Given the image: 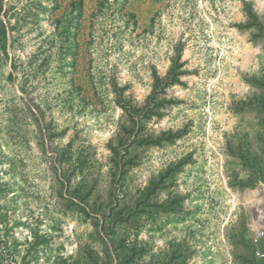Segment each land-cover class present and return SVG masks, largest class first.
Listing matches in <instances>:
<instances>
[{"label": "rangeland", "instance_id": "obj_1", "mask_svg": "<svg viewBox=\"0 0 264 264\" xmlns=\"http://www.w3.org/2000/svg\"><path fill=\"white\" fill-rule=\"evenodd\" d=\"M0 23V264H264V0H2Z\"/></svg>", "mask_w": 264, "mask_h": 264}, {"label": "trees", "instance_id": "obj_2", "mask_svg": "<svg viewBox=\"0 0 264 264\" xmlns=\"http://www.w3.org/2000/svg\"><path fill=\"white\" fill-rule=\"evenodd\" d=\"M1 5H2V0H0V8H1ZM249 17H251V18H256V16L254 15V12H252V11H250L249 12ZM3 28V25L0 23V28ZM179 51H177L176 52V56H174V57H172V59H171V61H172V63H171V66L169 67V70H168V72H167V78L171 75L172 76V79H171V81H176L177 80V73H179V72H177V68H178V66H180V63H178V60H179ZM162 80H167V79H165V78H163V77H159V76H157V75H155L154 76V86H156L157 85V83L159 82V81H161L162 82ZM151 101H149V102H146L141 108H140V110L143 112L142 113V115H143V117H145V118H149L153 113H157V109H158V104L156 103V102H153V103H150ZM123 105V106H122ZM121 106L124 108V109H126V111L128 112V114H129V117L130 118H132V120L133 121H135V119H134V113L136 112L135 111V109H131V110H129L128 109V107L126 106V105H124V104H121ZM128 109V110H127ZM141 115V116H142ZM138 122V121H137ZM136 122V123H137ZM164 134L165 133H162L161 135L162 136H164ZM159 138L160 137H157V138H150V139H144L143 141H149L148 143H150V142H153V143H159ZM128 160V159H127ZM130 161V160H129ZM123 162V161H122ZM123 164V163H122Z\"/></svg>", "mask_w": 264, "mask_h": 264}, {"label": "built area", "instance_id": "obj_3", "mask_svg": "<svg viewBox=\"0 0 264 264\" xmlns=\"http://www.w3.org/2000/svg\"><path fill=\"white\" fill-rule=\"evenodd\" d=\"M263 236H264V223H262L261 226L253 230V240L257 241ZM255 255L261 256L262 254L258 250H255Z\"/></svg>", "mask_w": 264, "mask_h": 264}]
</instances>
